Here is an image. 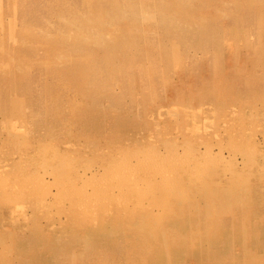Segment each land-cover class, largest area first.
<instances>
[{
    "label": "rangeland",
    "instance_id": "rangeland-1",
    "mask_svg": "<svg viewBox=\"0 0 264 264\" xmlns=\"http://www.w3.org/2000/svg\"><path fill=\"white\" fill-rule=\"evenodd\" d=\"M251 2L195 0L190 44L145 33L107 75L21 34L32 17L52 31L49 13L77 0H0V264H264V14L255 33Z\"/></svg>",
    "mask_w": 264,
    "mask_h": 264
},
{
    "label": "bare ground",
    "instance_id": "bare-ground-1",
    "mask_svg": "<svg viewBox=\"0 0 264 264\" xmlns=\"http://www.w3.org/2000/svg\"><path fill=\"white\" fill-rule=\"evenodd\" d=\"M251 1V3L255 6L259 5V7H261L259 9L262 11L258 12L256 9H251L249 11L251 13V17L249 16L248 24L253 28L255 33L259 34L262 33V26L260 25L262 24L261 17L264 14V0ZM194 3L195 0H77V7H79V11L72 12L69 11V9H66V7H63L61 10H59L58 8V14L56 15H54V12L49 13V15L51 14L53 18H57L62 22L60 23V25H56V28L52 31L48 29L47 24L45 23L50 21V17H45V20L40 18V20H38V18L34 19L32 17L31 21H33V24L20 20L19 23L20 25H22V28H24L20 31L23 35H25V33L30 35L32 32H36L35 39L45 41V44L49 46V52H47V54H52V59H54L57 63L59 62V60L64 61V59H66L69 55L70 51H78L81 53L80 55L82 59L84 58L81 61V66L85 67L87 69V72L99 73V71H101L108 75L109 73H112V60L116 59V54L114 55L115 50L118 47L124 45H126L127 48H131V45H138L142 41V38L145 39V33L147 35L149 33H151V35H155L160 29L172 28V34L174 36L178 38L182 37V43L190 44L192 40L190 37L192 35H195L196 30L195 32L193 31V33L190 35L186 31V29L189 27H199L201 25L198 24H200L204 20L203 15V17H201L196 16L197 13L193 14L192 4L194 5ZM193 15L196 17H193ZM14 23L15 22H11L8 24L10 26H6V33L8 34L6 35V38L10 39L9 41L15 40L16 38H13L14 36H11L12 30L14 28ZM6 29L4 30L6 31ZM17 29L18 28H16V30ZM219 30L220 32H222V34L225 35L224 37H227V39H229L231 42L233 41V43H231L232 45L243 44V40L245 38L244 35L240 36L239 34H237L238 30L233 26H226L223 29ZM200 31L204 32V30L201 28ZM18 41H20V39ZM231 44L229 43V46ZM96 50H99L101 52L102 58H105V60L107 61L106 64H110L109 66H105L106 68H103L102 70L101 66L97 65V62H94V52H96ZM76 61H78V59ZM115 61H118L120 63V61L117 59ZM12 62L14 61H11V63ZM15 65L17 67H20V65L17 63ZM15 65L13 66V68L18 69L15 67ZM81 66L80 68H82ZM79 71L81 72L82 69H79ZM20 74L24 75L26 73ZM71 89L74 90L75 88Z\"/></svg>",
    "mask_w": 264,
    "mask_h": 264
}]
</instances>
